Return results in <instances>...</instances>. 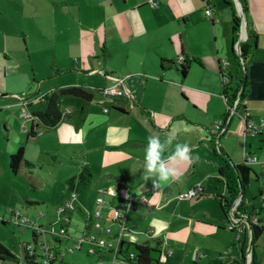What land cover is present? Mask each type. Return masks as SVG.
Wrapping results in <instances>:
<instances>
[{
  "label": "crops",
  "instance_id": "obj_1",
  "mask_svg": "<svg viewBox=\"0 0 264 264\" xmlns=\"http://www.w3.org/2000/svg\"><path fill=\"white\" fill-rule=\"evenodd\" d=\"M157 1L158 7L152 8L148 0H0V74L17 77L21 67L19 63L26 59L34 76L38 72L37 78L43 83L41 88L46 83L42 96L71 86L92 94L90 89L97 90L94 86L97 81L107 85L114 84L116 78L124 79V101L114 104V99L121 98L115 97L109 102L101 99L93 103L92 94L87 114L78 122L77 130L66 122L50 130L64 134L59 126L66 124L77 136L75 141L66 143L84 157L86 164L70 178L86 168L92 175L90 184L93 179H98L96 181L104 190L114 193L126 189L130 195L143 198L146 203L139 205L138 212L130 213L127 218L128 227L137 237L135 244L150 247L149 243L154 242L157 249L164 246L166 253L172 255L162 242L164 234L175 227L173 231L187 229L195 235V227L201 219L199 210L214 220L228 222L221 203V198L227 195L225 180L219 173L224 156L233 164L243 163L246 155L256 157L257 162L253 164L257 165L258 171L252 173L259 185L257 199L260 207L248 208V204H242L238 216L255 213L264 223L260 199L264 184L260 183L264 129L257 135H250L244 132L241 119L245 115L256 124L264 121V0H245V39L248 35L252 37L243 58L233 49L232 12L224 0ZM208 8L211 9V17L205 15ZM179 57L184 58L182 63H178ZM181 65H187L184 75L180 71ZM221 73L228 76L227 84L235 82L234 88L242 85L244 95L226 132L216 139L213 123L218 114L210 113L211 102L217 97L215 87L221 86L222 96ZM170 87L172 90L168 94ZM152 88H165L166 91L154 93ZM0 91L6 93L2 89ZM166 95L169 102L185 103L186 110L189 104L196 105L193 110L203 115H185L187 111L178 112L176 108H172L168 115H151L149 109L142 107L152 102L159 103L160 99L164 103ZM41 97L39 102H42ZM24 102L28 110L31 103ZM93 104L101 111H95ZM107 104L113 105L112 113L108 109L104 111ZM78 106L79 100L71 110L63 111L70 113ZM140 107L145 115H136ZM38 111L42 110L30 111L31 120L25 121L27 129L23 134L27 143L29 138L38 139L42 133L28 137L31 125L39 124L32 116ZM235 116L237 119L233 120ZM151 135H160L161 139L172 137L173 144L188 143L193 154L199 157L190 166L180 165L179 176L162 183L160 189L154 188L153 179L145 180L144 175V151ZM240 135L243 138L241 160L233 161L220 143L234 141ZM249 137L256 140L254 151ZM22 146L23 143L19 142L15 148ZM22 148L25 153L26 146ZM12 149L8 151V157L16 151ZM173 150V147L166 149L165 157ZM197 163L213 165L216 170H210L208 178H198L195 175ZM7 164L8 158L5 170L11 174ZM196 181L205 185L202 193L190 200H178L179 203L175 204L172 199L175 191L178 194L187 191L194 187ZM213 189L220 201L222 217L220 214L215 217L210 209L199 208L203 205L202 197ZM219 191L222 195L217 194ZM112 199L118 203L115 197ZM146 218H149L148 224H144ZM224 228L227 229L226 225ZM139 235H144L142 242H138ZM250 236L246 232L238 242L235 239L237 255H231L234 249L228 248L224 257L213 261L242 264L243 258L246 260L251 252Z\"/></svg>",
  "mask_w": 264,
  "mask_h": 264
},
{
  "label": "rangeland",
  "instance_id": "obj_2",
  "mask_svg": "<svg viewBox=\"0 0 264 264\" xmlns=\"http://www.w3.org/2000/svg\"><path fill=\"white\" fill-rule=\"evenodd\" d=\"M19 64L21 67L20 69L18 68L19 75L17 77L14 78L11 76H3L2 73L0 74V89L6 92L0 91V244L18 258V262L0 261V264H21V245L32 240V232L29 228L17 227L11 223L12 215L9 211L21 213L36 226L46 230L47 243L58 248L59 257L54 264H93L95 258L93 256H87L84 248L73 253H69L67 249L73 246L74 239L81 237L87 219V212L93 213L95 210H100L107 214L110 213L108 203L110 204L112 202L111 209L117 208L119 205L113 201L112 197L105 196L106 194L102 193L104 189L100 187V182L98 183L96 181L98 179H93L89 188H79L76 192L77 201H73L76 210L70 216L71 224L68 229V238H59L60 242H56L54 237L49 233L51 226H54L55 229L57 228V225H52L56 221L57 211L65 207V204L71 200L72 192L65 186V181L77 173L81 169V166L86 164V161L82 155L73 151L70 145L66 143L77 139L73 129L66 124L59 126V129L64 131V134H59L57 130H43L41 128L40 131L42 133L38 139L29 138V142H25L26 140L23 134V131L27 129L25 127V121L27 119L29 121L31 120L30 111L43 110V103L39 102L38 98L45 91L46 83L44 84L45 87L41 88L43 83L37 78L38 72L34 76V72L26 59H23ZM33 78H35V81ZM112 85H105L97 81L94 86L97 90H100ZM228 86L234 88L235 82L230 81ZM90 90L94 96L93 103L101 99L104 100V97L96 89ZM170 90H172L171 87L167 91L168 94ZM152 91L154 93H163L166 89L152 88ZM215 91L217 97L211 102L210 114H218L215 115L216 119H218L226 112L227 107L221 96V86L215 87ZM125 98L126 94L119 99H114L113 103L118 104L124 101ZM186 98L188 100V97ZM25 100L31 103L28 110L25 108ZM161 102L160 99L159 103L152 102L148 103L147 106L142 105V107L149 109L151 115H168V112L172 108H176L178 112L182 113L187 111L185 115H203L198 110H193V107H196V105L189 104L190 106L186 110L187 105L185 103L182 101L178 103L175 101L174 103L172 101L169 102L168 96L164 103ZM76 103L77 100L64 98L61 101V108L64 111H68ZM105 107L109 113L113 112V105L107 104ZM142 107L137 110L136 115H145ZM93 109L95 111H101L95 104H93ZM182 113L180 114L183 115ZM240 114L239 112L238 116ZM26 115L29 116L27 117ZM236 119L235 116L233 120ZM242 139L240 135L234 141L227 140V142L222 141L220 143L223 147L225 146L226 152L233 161L241 160ZM249 139H251L249 142L251 143V150L254 151L256 148V140L253 137H249ZM19 142L23 143V146H26L24 157L33 167L27 169L20 165V169H18L16 174H7L5 162L6 158H8V151L15 148ZM78 143L80 145L82 143L79 138ZM12 150L15 151L16 148ZM249 166L252 171H258L257 165L249 164ZM210 170L216 169L213 165L197 163L195 175L198 178H208L210 176ZM213 176L216 178V184L218 179L216 171ZM260 178V183L263 184L264 181L262 178L264 177L260 176ZM198 185L201 187L205 186H202L201 181H196L194 187ZM222 186L223 181L221 182ZM258 186L252 173L249 184L245 187L244 195L241 198L243 205L248 204V208H251V206L260 207V202L257 199ZM214 192V189L206 192V195L202 197L204 199L203 205L199 208L202 210L210 209L215 217L218 216L217 214H220V217H222L223 211L220 201ZM217 194L222 195L220 191ZM99 199L104 201L102 206L96 205ZM172 199L175 204L179 203L177 191L173 194ZM78 201L81 205L80 210L77 205ZM198 213L201 219H199L200 223L195 227V235L191 234L187 229L173 231L175 227L167 230V233L163 231L162 234H165L164 238L162 237V242L166 250L172 252V255L166 253L164 246L157 249L154 242L149 243L150 248L153 249L152 256L157 260L158 264H209V260L213 261L219 257H224L225 251L228 248L234 249L231 255H237L235 250V246H237L235 241L236 233L224 228L228 222H220L217 219L214 220L207 217L205 211L199 210ZM262 216L264 218V210L262 211ZM160 218H164V216ZM148 222L149 218H146L144 224H148ZM93 232L96 231L93 230ZM138 238V242H142L144 235H139ZM248 246L249 241L246 244L245 252ZM263 251L264 236L260 235L254 245V252L258 264L263 260ZM35 255L38 256V248ZM35 263L42 264L41 259L36 257ZM230 264L239 263L233 262Z\"/></svg>",
  "mask_w": 264,
  "mask_h": 264
},
{
  "label": "built area",
  "instance_id": "obj_3",
  "mask_svg": "<svg viewBox=\"0 0 264 264\" xmlns=\"http://www.w3.org/2000/svg\"><path fill=\"white\" fill-rule=\"evenodd\" d=\"M235 5L236 0H234ZM148 5L152 8L158 7L157 0H148ZM205 15L211 17V9L205 10ZM241 21L244 26L241 28L242 33L245 35L246 25L245 19L241 16ZM236 52H240L239 43L235 46ZM183 57L178 58V63H182ZM222 81L227 84L228 76L224 75ZM126 92L125 81L122 78H116L112 86L102 88L99 93L104 97V101H111L115 97H122ZM101 102V103H103ZM241 103L239 93L232 98V100L226 104V115L222 118L217 119L213 123L214 132L221 133L224 131L225 126L228 124L230 119L234 114L237 113V108ZM104 111H107L104 108ZM27 117L29 115H26ZM244 126V132L250 135H257L264 129V121L260 120L259 123H253L245 115L241 116ZM217 139V137H216ZM257 159L254 156L246 155L244 158V163L249 165L256 163ZM260 175L264 177V161L260 163ZM203 191V188L198 185L192 187L191 189L181 192L178 194V200H190ZM71 200L65 204V207L57 211V218L52 225H57L55 229L51 226L49 233L54 237L56 242H60L59 238H68V229L71 224L70 216L75 213L76 207L73 201H77L76 190H71ZM102 193L115 197L118 200L119 207L111 209V205L108 204L110 213H103L100 210H95L93 213L87 212V219L84 225V231L81 237L74 239L73 246L68 247L67 251L73 253L74 251H80L84 248L87 256H93L95 258L93 264H134V254L130 251V247L135 245V239L131 237L134 235V231L128 227L127 218L130 213H137L139 210V205L145 204L146 201L141 197H135L130 195L126 189H121L117 192H111L103 190ZM261 208H264V184L260 191ZM240 199L239 197L231 205L227 212L228 224L226 228L230 231L236 233V241L242 239V237L247 232L251 235L253 227L259 228L261 234L264 235V223L260 221L258 216L254 213H250L243 216H238V205ZM103 200L99 199L96 205L102 206ZM78 208L81 209L80 202L78 201ZM12 212V223L17 227L29 228L36 236V243L40 249V255L42 257V264H52L58 253V248L51 246L46 241V230L41 227L36 226L34 223L29 221L25 216L19 212ZM106 221V222H104ZM95 230L96 232H93ZM33 247L27 245V250L32 251ZM229 252V251H227ZM226 252V254H227ZM250 253L247 254L246 264H249ZM222 258V257H220ZM260 264H264L263 260Z\"/></svg>",
  "mask_w": 264,
  "mask_h": 264
},
{
  "label": "trees",
  "instance_id": "obj_4",
  "mask_svg": "<svg viewBox=\"0 0 264 264\" xmlns=\"http://www.w3.org/2000/svg\"><path fill=\"white\" fill-rule=\"evenodd\" d=\"M237 1L238 3L236 6L231 0H224V2L230 6L232 12L231 25L233 34V49L236 52L235 46L237 43H239L240 57L243 58L245 50L250 45L252 36L248 35V38L245 39V35L243 36L240 33L242 26H244L243 22L241 21V16L245 19L247 13V4L245 0ZM186 69L187 65L180 66V71L182 75L186 73ZM223 76L224 74L221 73V78ZM237 93H239V97L242 100L244 95V89L242 85L239 84L236 88H231L228 86V84H225L222 81V97L225 101V104H228L232 100V98L237 95ZM64 98L79 100V106L76 109H73L70 113L64 112L61 108V101ZM41 100L44 104V109L42 111L32 113V116L37 118L39 124L31 125L30 131L28 132V137H37L40 134L41 128L46 130L55 129L60 123L64 122L69 123L73 126L75 130H77L79 128L78 122L83 120L85 115L87 114V107L92 101V94L80 87L71 86L51 91L43 95L41 97ZM227 125L225 126L224 131L218 134L215 133L214 136L217 138L222 136L226 132ZM20 165H22L24 168L26 167L27 169L33 167V165L28 163L24 158L22 147L18 148L15 152L9 155L7 164L8 169L13 174H16L18 172ZM219 173L225 180V186L227 191V195L221 198V203L223 205L224 211L227 214L230 209V205L235 200H237L238 197L240 199V202L237 210L240 211V209L242 208L241 197L244 193L245 186L248 184V181L250 179V175L252 173L251 168L244 162L241 164H233L228 159V157L224 156L222 159V164L219 167ZM91 178L92 175L90 171L86 168H83L78 175L69 178L65 184L68 190H79V188L86 189L90 184ZM9 213L13 216L12 212ZM260 235V229L253 227L250 236L251 252L249 264H258L254 252V244L256 240L260 237ZM27 245H31L33 247L32 251L27 250ZM37 248L38 246L36 243V236L32 232L31 242L22 243L21 245V264H36V257H39L42 262V257L40 255L39 248L38 256L35 255ZM130 251L134 254V264H158L157 260L154 259V257L152 256L153 249H151L147 245H132L130 247ZM56 260L57 258L52 261V264H54ZM0 261L18 262V258L14 256L13 253L9 251L6 247L0 244ZM242 261V264H246L245 258H243ZM209 264H223V262L216 260L211 261Z\"/></svg>",
  "mask_w": 264,
  "mask_h": 264
},
{
  "label": "clouds",
  "instance_id": "obj_5",
  "mask_svg": "<svg viewBox=\"0 0 264 264\" xmlns=\"http://www.w3.org/2000/svg\"><path fill=\"white\" fill-rule=\"evenodd\" d=\"M169 147H173L174 150L165 157L164 153ZM198 159V155L193 154L188 143L173 144L172 137L161 139L160 135H151L147 138L143 158L145 180L152 178L154 188L160 189L162 183L179 176L180 165L190 166ZM131 238L137 237L133 235Z\"/></svg>",
  "mask_w": 264,
  "mask_h": 264
},
{
  "label": "water",
  "instance_id": "obj_6",
  "mask_svg": "<svg viewBox=\"0 0 264 264\" xmlns=\"http://www.w3.org/2000/svg\"><path fill=\"white\" fill-rule=\"evenodd\" d=\"M238 3V1L236 0V4Z\"/></svg>",
  "mask_w": 264,
  "mask_h": 264
},
{
  "label": "bare ground",
  "instance_id": "obj_7",
  "mask_svg": "<svg viewBox=\"0 0 264 264\" xmlns=\"http://www.w3.org/2000/svg\"><path fill=\"white\" fill-rule=\"evenodd\" d=\"M242 35L244 36V34L242 33Z\"/></svg>",
  "mask_w": 264,
  "mask_h": 264
}]
</instances>
